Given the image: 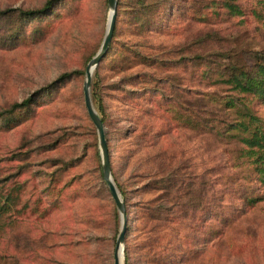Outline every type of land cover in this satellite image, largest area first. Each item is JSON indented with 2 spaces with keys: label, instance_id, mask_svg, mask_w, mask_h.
<instances>
[{
  "label": "rangeland",
  "instance_id": "obj_1",
  "mask_svg": "<svg viewBox=\"0 0 264 264\" xmlns=\"http://www.w3.org/2000/svg\"><path fill=\"white\" fill-rule=\"evenodd\" d=\"M45 1L0 0V10L17 14ZM118 1L116 29L92 71L90 97L95 81L111 175L127 201L121 264H264V200L248 207L241 196L252 188L264 194V187L231 166L232 144L203 128L208 117L231 120L203 98L224 95L228 87L200 79L190 62L226 52L221 64L243 63L247 52L264 50V0H229L242 16L228 13L227 0H164L156 26L140 34L130 25L129 0H120L126 11L118 10ZM211 1L216 13H208ZM198 11L207 12L205 21L193 15ZM109 13L107 0H65L46 18L52 23L46 36L33 33L37 21H27L16 41L5 39L17 25L0 21V112L33 99L9 117L11 125L0 120V192L21 186L19 200L7 201L0 213V264H114L121 218L102 176L98 133L83 94L86 65L100 48ZM132 50L152 57L153 66L129 59ZM74 70L83 73L56 82ZM153 87L163 92L155 97L163 118L147 112L156 102H150ZM254 109L264 118V105ZM189 118L201 123L191 126ZM176 168L194 182L188 193L167 197L160 219L140 216L139 205L167 192L163 182L147 192L142 186ZM203 175L211 181L205 193ZM183 202L185 216L177 222L170 217H178Z\"/></svg>",
  "mask_w": 264,
  "mask_h": 264
},
{
  "label": "trees",
  "instance_id": "obj_2",
  "mask_svg": "<svg viewBox=\"0 0 264 264\" xmlns=\"http://www.w3.org/2000/svg\"><path fill=\"white\" fill-rule=\"evenodd\" d=\"M62 1L65 0H46L42 7L38 9L18 10L17 14L13 9L10 8L0 10V21L4 22L8 20L10 26L14 24L17 25V28L15 29H8V33L6 36L7 38L5 37V41L11 39L16 41L21 35L19 29L23 24H25L24 22L34 20L37 21V25L34 27L33 33H39L42 37L46 36V34L50 32L52 28V23L46 18L54 16V8H56V6L59 5ZM163 1L164 0H129L126 5L129 8L127 14L133 31L140 34L144 31L153 30V27L156 26L155 24L157 22V19L164 12ZM123 7V2L119 0L118 10L126 11V8ZM206 7L209 11L208 13H216L218 4H216L215 1H211L207 3ZM224 7L228 11V13L232 15H243L242 10L235 3L229 0L224 2ZM205 13L198 11L193 15H195V17H198V19L205 21L208 17ZM115 29L116 27L114 26V31ZM130 52L129 56L126 55L127 57H129V59L135 60L142 58L145 59V61L142 60L141 63H148L147 65L153 66L154 62L152 60V57L141 54L136 50H132ZM229 55L230 54L226 52H222L218 53L217 56L213 58L195 56L190 59L191 65H195V70L197 71L196 74L200 79L206 80L214 78V80L212 81L215 83V85L221 84L227 86L229 91L221 96L210 92L204 94L203 98L205 99V106L214 104L215 107L220 111L221 109H223V113L225 115H230L231 120L226 121L225 119H218L217 115H215L213 111H208L206 113L207 115L213 114L215 116L206 118V121L203 120V128H206L207 132L213 131V134L216 135L218 139L226 140L227 143L232 144L235 147L236 151L231 157V166H238L240 169L249 171L252 174V177H254V180L258 182L261 187H264V118L258 115L254 109L256 103L264 105V50L247 52L246 55L242 56L244 58L243 63L233 61L232 59L226 64H221V60L223 58H228ZM75 73L82 74L83 71L74 70L73 72L64 73L56 79V82L66 81L73 77L72 75H74ZM98 89L99 84H96V82L93 81L91 84V97L94 101V105L96 103V106L100 111V118L102 122H104V109L101 103V96L98 95ZM149 89L152 90L153 94L152 96H150V102H156L154 108L152 110H148L147 112L150 115H153V117L163 118L162 114L158 115L157 113V110L161 108L160 105L162 106V103L158 100H155L156 94L158 93V95H162L163 92H159V90H156V88L154 87ZM32 100L33 99L31 97H27L20 102L14 103L10 108L0 112V120L7 119V124L11 125L12 119H10L9 117L19 115L22 109L30 107L33 103ZM192 114L195 115L196 113H194V111L192 110ZM15 121L19 122L18 118ZM187 121L191 124V126H193V124L199 125V123H201L193 120V118H189ZM163 126H167V122L165 120L163 121ZM217 172L218 171H215L213 174ZM149 177L153 178L155 176L151 175ZM227 177L235 179L233 174H229L227 175ZM160 179L162 180L155 179L151 182L145 183L142 186V191L147 192L149 189H155L154 185L156 183L163 182V189L164 191H167L166 193L158 195L156 198L145 202L143 205H139L140 216H142L143 218L147 217L148 219H160L162 212L164 211V209H166V206H164L163 204L165 202H169V198L167 197H183L193 186L191 184L194 183L189 180V177L186 176V174L181 172L180 168H176L172 174H168L165 178ZM201 179H203L205 193V189L211 187V181L206 180L204 175ZM207 182L210 183L206 184ZM117 186L120 189V192L124 199L125 208H127L125 192L119 185ZM172 187H176V193L173 195L170 194V189ZM20 189L21 186H12L7 192H0V213L2 212V209L7 208V201L10 203H16L19 200L17 192ZM219 191L221 192V195L224 192V190ZM244 192L245 190L241 192V196L244 195V202L248 207H251L257 202L264 200V194L255 193L254 188H252L250 192H247L245 194ZM216 193L218 192L212 193V195H215ZM178 205H180V213L176 214L178 217H170L172 219H175V221L177 222L179 219H183L182 216H185L184 213L186 207L185 202ZM169 210H172V208L169 207L168 211ZM128 228L129 227L127 224L126 230ZM181 244H183L182 240ZM183 258L184 252L182 251L179 257L180 261H182ZM126 261L127 256H125V262Z\"/></svg>",
  "mask_w": 264,
  "mask_h": 264
},
{
  "label": "water",
  "instance_id": "obj_3",
  "mask_svg": "<svg viewBox=\"0 0 264 264\" xmlns=\"http://www.w3.org/2000/svg\"><path fill=\"white\" fill-rule=\"evenodd\" d=\"M108 7L110 9L108 23L104 38L100 45L99 50L96 54L88 61L85 70V81L83 84V94H84V103L89 115V118L93 122L99 139V146H100V153H101V170L103 179L108 186L109 192L111 197L119 211L120 218H121V226L120 230L116 239V246H115V254H114V264H121L120 259L123 257V242L125 238V232L127 227V218H126V210L125 204L120 196V193L113 181L110 169V162H109V155H108V148L106 144L105 134H104V127L101 118L99 117L98 113L94 109L92 104V100L90 97V83L92 77V71L97 66V64L102 60L105 54L108 51L109 44L112 38L115 19H116V5L117 0H107Z\"/></svg>",
  "mask_w": 264,
  "mask_h": 264
}]
</instances>
